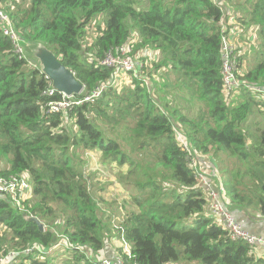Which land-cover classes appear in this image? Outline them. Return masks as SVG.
Instances as JSON below:
<instances>
[{
    "label": "trees",
    "instance_id": "obj_1",
    "mask_svg": "<svg viewBox=\"0 0 264 264\" xmlns=\"http://www.w3.org/2000/svg\"><path fill=\"white\" fill-rule=\"evenodd\" d=\"M225 1L231 0L224 6L214 0H0L23 42L51 51L84 92L111 80L113 71L97 63L120 47L129 44V55L138 52L142 62L140 77L49 114L46 105L60 93L45 94L50 81L14 53L0 30V176L23 175L30 185L22 210L10 194H0V264H100L124 256L126 244L131 264H264L206 216L208 194L181 143L215 164L227 210H254L264 218V0H235L238 17L227 9L245 26L238 41L256 29L250 52L240 56L232 44L240 83L227 92L219 27L229 19ZM91 26L93 40L84 45ZM94 151L100 163L119 169L128 196L118 221L106 212L110 225L98 216L107 204L104 189L82 156ZM25 216L36 217L44 231ZM189 219L190 226H180ZM33 246L44 253H24Z\"/></svg>",
    "mask_w": 264,
    "mask_h": 264
},
{
    "label": "built area",
    "instance_id": "obj_2",
    "mask_svg": "<svg viewBox=\"0 0 264 264\" xmlns=\"http://www.w3.org/2000/svg\"><path fill=\"white\" fill-rule=\"evenodd\" d=\"M216 3L221 5L222 0H214ZM224 16H229V13L223 9ZM232 21V23L230 22ZM230 24H234L233 27L229 26ZM236 21L233 19H228L227 22H219L220 24V33L222 39V61H221V74H222V83L223 89L227 92L239 86V81H237L234 71L236 69L235 58L233 57V47L227 41V37L232 28H239V25L235 23ZM0 30L1 33L7 37L13 46L14 53L19 57H26L24 48L22 47L23 40L17 34V32L13 29V27L9 23L8 15L0 8ZM131 52L129 44L120 47L116 53V55L108 54L105 58L98 62L97 65L99 67H105L107 69H111L113 74L111 76V80L108 83L102 84L101 86L96 87L94 90L90 92H84L78 96H65L61 94V99L57 102H50L46 105V111L49 114L54 113H64L67 111L74 103L80 104L83 102H92L103 94V92L109 86H116L120 80L124 77L123 75H132L135 77H140V70L142 69V62L140 58L132 57L129 55ZM131 76V77H132ZM144 81L145 79L142 78ZM84 87V86H83ZM85 89V87H84ZM54 93H58L53 90L50 86L45 94L52 96ZM182 148L186 153L190 163H196L197 157L194 151L191 150L189 144L185 140H181ZM195 176L197 180H199L200 185L205 187L208 190V195L213 199L215 203L210 204L209 209L213 212L214 215H218L221 217V224H218L225 229L229 238L231 240H241L245 242L249 247L255 249L256 247H262L264 249V238L256 237L250 235L248 232L244 231L240 224H238L231 213L227 210V201L223 196V191L216 189V187L212 186L210 181L202 175L198 167H195ZM222 189V188H221ZM30 193V185L27 182L25 176H9L2 177L0 176V194H10L12 204L15 209L22 210L21 204L27 200ZM41 251L37 246H33L24 251L25 254H29L31 252ZM44 253V252H43ZM123 253L124 256L118 255L113 258H101L99 261L100 264H131V254L129 249L126 246L124 247ZM1 262V259H0Z\"/></svg>",
    "mask_w": 264,
    "mask_h": 264
},
{
    "label": "rangeland",
    "instance_id": "obj_3",
    "mask_svg": "<svg viewBox=\"0 0 264 264\" xmlns=\"http://www.w3.org/2000/svg\"><path fill=\"white\" fill-rule=\"evenodd\" d=\"M17 1H23V0H17ZM226 2V1H225ZM236 2L235 0H231L229 2H226V8L224 7L225 10H230L232 11L231 14H239L241 15V11H239L237 8H233L234 4L232 5V3ZM221 5L224 6L223 4V0L221 2ZM229 19H233L232 17H230ZM234 20V19H233ZM232 23V21H230ZM237 23V22H235ZM239 25V28L237 29L236 27L232 28V30L229 32L228 37H227V41H229V44L235 47L238 46L240 47L242 50V53L240 54V56H242L244 53L250 52L251 51V46L254 44V40H255V35H256V29L255 27L253 28H249L247 32H244L241 37L245 39V41H238V35L241 33V31H243V29L245 28V26H243L242 24H240L239 22L237 23ZM87 33L85 35H88L87 37L85 36V40L83 42V44L85 45L90 44L93 40L94 35H91L92 33V26L90 27V29H87L86 31ZM22 47L24 48L25 54L27 55V57H31L32 54V48L34 47V45L31 46H27V44L25 42L22 43ZM134 57L136 58H140V55L138 52L134 53ZM155 60V59H154ZM34 68H39V65L36 63L34 64ZM124 77L120 80V82L116 85L121 87L122 84L127 78H130L132 75H123ZM148 83V81H147ZM158 83L160 84V88L162 90H164L163 88V84L164 80H158ZM173 85H169L168 84V88H169V94H170V98L171 95H174V89H173ZM175 95H178V93H175ZM174 100H173V104L176 106L179 105L178 103V99L174 96ZM180 104L183 106L184 104L180 101ZM186 110V106L184 108ZM249 126H252V121L248 122ZM82 156L86 157L89 159L88 167L86 168V172H92L95 174V179H98L100 181V186L104 189L103 190V196L105 198V201L107 204H100V214H98V216L104 221L109 223V219L106 218V212L110 211L112 213V215H117L115 218V222L118 221L123 214L121 213V209L122 207L127 209V207L124 206L123 202L124 199L127 196L126 191L124 190V188L119 184L118 182V170L117 168L114 169H110L107 165H103L102 163H100V151H94L93 153H88V152H82ZM192 166H194V164H191ZM192 224V220L189 219L186 222H183L180 226H190ZM60 248V246L58 247ZM178 252L181 253L182 252V248H177ZM182 262V261H180ZM175 264H201L200 262L196 261V262H190V263H175Z\"/></svg>",
    "mask_w": 264,
    "mask_h": 264
},
{
    "label": "water",
    "instance_id": "obj_4",
    "mask_svg": "<svg viewBox=\"0 0 264 264\" xmlns=\"http://www.w3.org/2000/svg\"><path fill=\"white\" fill-rule=\"evenodd\" d=\"M27 61L39 65L40 73L51 83V88L65 96H78L84 90V85L79 82L74 74L67 69L56 56L41 44L32 48L31 57ZM24 220L34 223L39 232L44 231V225L34 216H25Z\"/></svg>",
    "mask_w": 264,
    "mask_h": 264
},
{
    "label": "crops",
    "instance_id": "obj_5",
    "mask_svg": "<svg viewBox=\"0 0 264 264\" xmlns=\"http://www.w3.org/2000/svg\"><path fill=\"white\" fill-rule=\"evenodd\" d=\"M237 17L239 14H236ZM197 167L199 168L202 175H204L212 184V186L216 185V189H221V186L219 184V171L215 167V164L213 165L212 162L205 158H198L197 157ZM205 193L208 194V190L206 188H202ZM208 206L210 204L215 203L213 199L208 195ZM228 201V200H227ZM206 208L205 214L207 217H210L214 222L218 224V222L221 224V217L218 215H214L210 209ZM228 211L231 213L234 220L240 224L241 228L248 232L250 235L264 238V218H262L256 211L254 210H242V209H229ZM220 226V225H219ZM255 257L261 258L264 260V249L262 247H256L254 251H252ZM106 255L110 256L112 253H110V249L106 250ZM177 263H186V262H177ZM169 264H175V263H169Z\"/></svg>",
    "mask_w": 264,
    "mask_h": 264
},
{
    "label": "clouds",
    "instance_id": "obj_6",
    "mask_svg": "<svg viewBox=\"0 0 264 264\" xmlns=\"http://www.w3.org/2000/svg\"><path fill=\"white\" fill-rule=\"evenodd\" d=\"M226 11L229 13L228 10H226ZM230 17H231V16H230ZM230 17H229V18H230ZM18 35H19V34H18ZM19 36H20V35H19ZM26 58H28L27 55H26ZM31 65H32V64H31ZM32 66H34V65H32ZM196 163H197V160H196ZM196 163H195V164L193 163L194 166H192V167H193L194 169H195V167H197ZM190 164H191V163H190ZM198 169H199V168H198ZM210 183H211V182H210ZM199 184H200V183H199ZM211 185H212V184H211ZM200 187H202V186L200 185ZM214 187H216V185H215ZM202 188H205V187H202Z\"/></svg>",
    "mask_w": 264,
    "mask_h": 264
}]
</instances>
